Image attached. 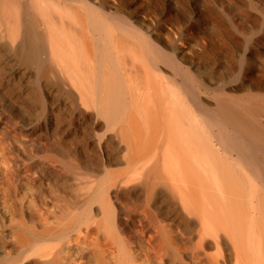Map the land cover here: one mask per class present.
<instances>
[{"label":"bare ground","instance_id":"1","mask_svg":"<svg viewBox=\"0 0 264 264\" xmlns=\"http://www.w3.org/2000/svg\"><path fill=\"white\" fill-rule=\"evenodd\" d=\"M215 1L193 22L243 86L123 0H0L29 99L0 124V264H264V0Z\"/></svg>","mask_w":264,"mask_h":264},{"label":"rangeland","instance_id":"2","mask_svg":"<svg viewBox=\"0 0 264 264\" xmlns=\"http://www.w3.org/2000/svg\"><path fill=\"white\" fill-rule=\"evenodd\" d=\"M132 1L123 0V5L128 10V14L132 16L133 21L138 23L143 22L146 26L154 28L159 38L183 51L190 58L191 61L188 62V65L191 72L197 78H221L234 82L238 86H243L241 77L231 72L227 61L218 58L208 46L204 45L205 35L212 36L215 30L209 26L198 28V25H194L192 4L195 0H171V3L169 0H145L139 9L130 6ZM197 1L204 8L207 15H220L217 10L219 5L215 0ZM232 1L240 6L244 5L243 0ZM169 6H172L173 9L172 17H169L170 20L164 16V11L169 9ZM9 67V65L0 66V77H2L0 78V124L2 125H7L12 120L16 122L20 121L17 118L22 119L24 116H28L25 113H27L26 109L28 105L26 104L29 102V99L25 95L27 100L24 96L19 95L21 93L19 91L26 84H21L22 82L18 79L11 80L8 75L10 71ZM6 95L18 101L21 107L25 104L23 106L25 108L16 114V118L12 115L13 108L11 105L5 102ZM3 121L6 123H3Z\"/></svg>","mask_w":264,"mask_h":264}]
</instances>
